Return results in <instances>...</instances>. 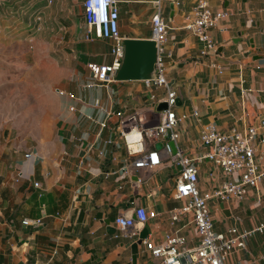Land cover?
Masks as SVG:
<instances>
[{
  "label": "crops",
  "instance_id": "obj_1",
  "mask_svg": "<svg viewBox=\"0 0 264 264\" xmlns=\"http://www.w3.org/2000/svg\"><path fill=\"white\" fill-rule=\"evenodd\" d=\"M77 1L0 0V32L7 26L2 21L6 15L36 14L41 22H52L57 32L55 50L62 58H54L48 82L38 71L35 102L21 106L22 124L34 128L16 133L12 127L18 121L12 112L0 113V126H4L0 129V264H132L131 246L138 238L116 237L119 229L115 220L122 213L131 215L137 206L157 213L142 227L149 229L146 240L159 244L167 235L183 234L190 246L198 241L191 213L173 219V211L186 203L176 196L178 165L163 160L152 168L133 169L130 178L119 171L132 157L114 132L116 116L109 118L101 141H112L104 144L113 155L107 165L117 172L101 175V161L95 156L81 163L84 149L79 138L88 123L79 116L94 112L96 99L112 107L115 98L127 113L138 112L143 120L151 114L144 80L89 86L88 64L111 63L114 41L94 35L88 38L83 5ZM155 1L120 0L123 38L152 37ZM176 1L180 4L175 0L161 2L163 16L172 27L167 77L177 93L175 110L188 115L179 125L181 135L173 147L196 157L204 151L200 134L206 124L213 123L224 132L233 127L243 131L258 124L264 115V0H210L213 10L229 13L211 29L218 46L217 67L202 54L203 45L197 37L183 27L185 14L198 0ZM46 92L50 96L45 97ZM29 110H36L31 118ZM95 114L100 116L98 111ZM94 139L92 133L90 140ZM159 142L147 137L146 147H158ZM254 145L264 173V128ZM26 153L31 156L26 157ZM198 164L202 191H211L227 179L221 167L207 159ZM138 178L143 182L136 187ZM210 209L218 231L231 226L250 229L264 222V175L243 200L213 199ZM24 218H41L44 223L35 229L25 225ZM107 220L113 234L107 231ZM136 264L163 262L143 241ZM225 264H264V230L256 232L244 248L232 251Z\"/></svg>",
  "mask_w": 264,
  "mask_h": 264
},
{
  "label": "built area",
  "instance_id": "obj_2",
  "mask_svg": "<svg viewBox=\"0 0 264 264\" xmlns=\"http://www.w3.org/2000/svg\"><path fill=\"white\" fill-rule=\"evenodd\" d=\"M157 9L151 17L153 32L151 39L157 42L156 76L144 80L149 89L148 110L150 116L143 120L139 113H127L126 108L117 99H112V107H107L100 99L92 103L94 112L81 114L79 117L87 122V129L79 138V146L84 149L81 163L89 161L93 156L101 161V175L107 176L116 173L107 164L113 160V155L106 145L102 144L101 136L107 127L109 118L116 116L117 123L114 132L122 138L123 144L132 158L119 169L130 178L133 169L152 168L163 160H169L180 167L176 178V196L186 199V203L173 211V219L191 213L196 225L198 241L190 246L187 236L183 234L167 235L159 244L144 239L152 255L161 259L164 264H225L227 256L234 250L244 248L247 241L259 231L264 230V222L254 228L241 229L231 226L227 231H218L213 223L210 201L243 200L252 188L258 186L264 173L260 171L256 148L254 145L260 129L264 128V115L258 124H252L243 131L233 127L230 131H221L215 124H206L200 134L203 153L193 157L185 154L181 149L174 150L173 144L180 138L179 125L187 118V114H179L175 110L177 93L167 77L166 58L172 54L167 47L172 27L165 20L162 9V0H156ZM180 4V1H176ZM84 18L88 24V38L95 37L114 41L111 63L88 64L92 77L89 86L110 87L116 83L115 75L121 66L124 46L120 32V0H83ZM229 15L226 10H213L210 0H198L192 9L185 14L183 27L202 43L204 56L211 58V64L218 66V46L212 36L211 29ZM60 94L64 91L58 89ZM166 102L167 109L158 111L160 103ZM100 116H96V112ZM158 115V116H157ZM197 116L198 112L195 111ZM158 119V120H157ZM95 125V126H93ZM96 129L93 131V128ZM95 139H91V134ZM161 140L160 148L147 149L146 138ZM121 147V145H118ZM31 153H26V157ZM207 159L212 164L221 167L227 176L218 187L211 191H202L199 186V161ZM143 180L138 178L134 185L139 187ZM39 186V183H35ZM157 215L144 206H137L131 215L120 214L115 224L119 229L116 237L136 240L139 238L142 227L151 218ZM25 225L39 228L43 225L41 218H24Z\"/></svg>",
  "mask_w": 264,
  "mask_h": 264
},
{
  "label": "rangeland",
  "instance_id": "obj_3",
  "mask_svg": "<svg viewBox=\"0 0 264 264\" xmlns=\"http://www.w3.org/2000/svg\"><path fill=\"white\" fill-rule=\"evenodd\" d=\"M82 2L78 0L77 4L82 6ZM36 16L23 12L9 14L2 19L7 26L0 32V113L12 112L18 121L12 127L16 133L34 128L22 124L20 117L24 116L21 106L35 102L33 93L37 95L38 71L48 82L54 72V58L62 60L55 50L53 39L57 32L52 22H41V17ZM48 96L46 92L45 97ZM35 114L36 110H29L30 118ZM158 145L160 148L161 142Z\"/></svg>",
  "mask_w": 264,
  "mask_h": 264
},
{
  "label": "water",
  "instance_id": "obj_4",
  "mask_svg": "<svg viewBox=\"0 0 264 264\" xmlns=\"http://www.w3.org/2000/svg\"><path fill=\"white\" fill-rule=\"evenodd\" d=\"M124 53L121 66L118 69L115 79L117 81L148 80L156 76L157 61V42L149 39L123 38ZM167 109V103L162 102L157 107L158 111ZM108 233L113 234L114 228L110 227V221H106ZM149 229L144 227L140 232L139 238L135 241L132 248V264L137 263V254L140 244L148 236ZM164 264V263H163Z\"/></svg>",
  "mask_w": 264,
  "mask_h": 264
}]
</instances>
